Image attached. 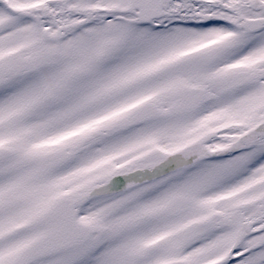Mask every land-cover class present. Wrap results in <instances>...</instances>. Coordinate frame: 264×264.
<instances>
[{
	"label": "snow or ice",
	"instance_id": "6c2138e0",
	"mask_svg": "<svg viewBox=\"0 0 264 264\" xmlns=\"http://www.w3.org/2000/svg\"><path fill=\"white\" fill-rule=\"evenodd\" d=\"M0 264H264V0H0Z\"/></svg>",
	"mask_w": 264,
	"mask_h": 264
}]
</instances>
